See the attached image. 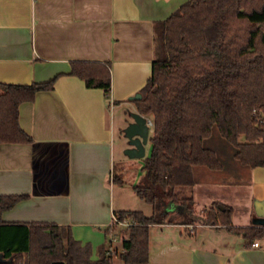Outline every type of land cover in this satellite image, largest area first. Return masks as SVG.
I'll use <instances>...</instances> for the list:
<instances>
[{"label": "crops", "instance_id": "0c3cea01", "mask_svg": "<svg viewBox=\"0 0 264 264\" xmlns=\"http://www.w3.org/2000/svg\"><path fill=\"white\" fill-rule=\"evenodd\" d=\"M187 1L0 0V82L31 84L57 77L53 89L19 106V124L33 140L0 143V195H24L3 212L4 222L70 227L77 240L91 243L95 259L108 228L111 238L122 239L123 227H114V215L137 209L128 204L133 193L124 189V178L114 180L117 143L133 121L127 117L135 104L130 97L152 74L155 23ZM73 61L108 65L110 95L70 74ZM121 162L124 174L127 165H137ZM140 165L133 187L143 173ZM249 174L242 204L239 197L231 200L228 184L227 189L196 173L191 192L201 219L152 225L150 264H264V238L251 241L203 219L220 202L233 208L232 225H264V166L249 167ZM114 264L124 263L115 257Z\"/></svg>", "mask_w": 264, "mask_h": 264}, {"label": "trees", "instance_id": "16d2710c", "mask_svg": "<svg viewBox=\"0 0 264 264\" xmlns=\"http://www.w3.org/2000/svg\"><path fill=\"white\" fill-rule=\"evenodd\" d=\"M70 74L110 95L108 65L73 61ZM56 79L0 82V143L33 140L19 124V106L53 89ZM140 93L134 101L139 113L151 116L153 134L133 188L152 205V214L116 211L119 220L133 224L119 230L121 247H114L108 228L95 259L91 243L77 240L70 227L4 222L3 212L24 195H0V264H114L115 257L124 264H150L152 225L195 220V167L223 168L206 145L214 127L235 147V159L250 168L264 166V0H188L157 21L152 74ZM232 214V207L215 202L203 219L251 241L264 238V225L234 226Z\"/></svg>", "mask_w": 264, "mask_h": 264}, {"label": "rangeland", "instance_id": "374dc122", "mask_svg": "<svg viewBox=\"0 0 264 264\" xmlns=\"http://www.w3.org/2000/svg\"><path fill=\"white\" fill-rule=\"evenodd\" d=\"M135 104L134 105L132 104L131 108L129 109L127 116L129 121L132 120L131 114L138 112ZM146 117L148 120L149 118H151V116L150 117L146 116ZM149 127H150V135H149V141L145 145V152H146L145 157L149 156L151 152L150 137L153 134V126L149 125ZM123 139L122 142L117 143V147H116L117 154H116L115 177H119V180L121 181L124 178V183H123L124 189L128 191L129 195L130 193H133V198L128 197L129 206H132V208H135L137 210H142L147 215H151L153 212L152 205L146 202L145 200L139 198L136 192H133L134 188H133L132 180L138 175L140 171L139 166H141L140 164L143 165V159L145 157L131 158L129 155H127L125 151L131 146L125 134H123ZM206 145L210 148H213L217 152L218 157L221 163L223 164V168L220 170H212L206 166H196L195 171L197 175L199 176V178H201L200 176L203 175V176H207L208 178H211L212 181L218 183L220 182L221 184H224L227 189H228L227 186L228 184L231 189L229 192L231 196V200L239 197L243 200V202L240 203L245 204L247 199V190L245 189L248 181L250 180L249 167L243 165L241 162H239L237 159L234 158V153L236 151L235 147L220 135L217 127H214L211 137L206 140ZM121 159H127L128 161L130 160L132 161V163H136L137 165L136 166L127 165L128 168L127 174H124L126 168H125V163L121 162ZM204 171H208L207 173H210V177L206 175ZM226 188L222 187L218 189L219 191H222L223 189ZM117 189H119L118 186ZM208 205H212V204L209 203ZM205 207L206 206H204L203 209ZM209 208H211V206ZM200 211L201 209H199V206H196L195 209L196 215L194 217L196 221H199V219H201L199 213ZM114 246L121 247V239L115 241Z\"/></svg>", "mask_w": 264, "mask_h": 264}, {"label": "water", "instance_id": "95a60500", "mask_svg": "<svg viewBox=\"0 0 264 264\" xmlns=\"http://www.w3.org/2000/svg\"><path fill=\"white\" fill-rule=\"evenodd\" d=\"M141 98L140 92L130 97L132 100ZM131 118L133 121L125 129V135L131 147L126 149L125 153L132 158H142L146 155L145 145L148 143L150 135L148 119L139 112L132 113Z\"/></svg>", "mask_w": 264, "mask_h": 264}, {"label": "built area", "instance_id": "2783aa9c", "mask_svg": "<svg viewBox=\"0 0 264 264\" xmlns=\"http://www.w3.org/2000/svg\"><path fill=\"white\" fill-rule=\"evenodd\" d=\"M148 125H151L153 126V121L151 119L148 120ZM133 224V220L129 219V218H126L124 220H119V218L117 217V215L115 214L114 215V221H113V225L114 226H119V227H123V228H126V227H129ZM190 229L191 231L194 229V225H190ZM117 237L114 236L112 237V241L115 242L117 241ZM253 246L255 247H258L260 246L259 242H254L253 243Z\"/></svg>", "mask_w": 264, "mask_h": 264}]
</instances>
